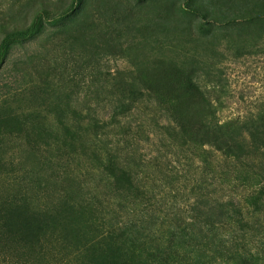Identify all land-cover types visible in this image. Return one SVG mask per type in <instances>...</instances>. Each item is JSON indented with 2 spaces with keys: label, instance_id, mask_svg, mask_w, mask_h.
Returning a JSON list of instances; mask_svg holds the SVG:
<instances>
[{
  "label": "rangeland",
  "instance_id": "374dc122",
  "mask_svg": "<svg viewBox=\"0 0 264 264\" xmlns=\"http://www.w3.org/2000/svg\"><path fill=\"white\" fill-rule=\"evenodd\" d=\"M36 20L0 69V264H197L177 228L243 202L264 148L229 160L177 121H264V0H0V41Z\"/></svg>",
  "mask_w": 264,
  "mask_h": 264
},
{
  "label": "trees",
  "instance_id": "16d2710c",
  "mask_svg": "<svg viewBox=\"0 0 264 264\" xmlns=\"http://www.w3.org/2000/svg\"><path fill=\"white\" fill-rule=\"evenodd\" d=\"M38 29L39 23L36 20L25 29L12 31L5 35L0 41V69L5 63L9 48L28 41L37 34ZM259 123L250 121L235 124V133L225 136L223 131L225 126L222 127L216 123L211 125L209 121H203L190 124L187 121H177L182 142H190L201 147L209 146L225 158L238 162L251 155L244 145L243 136L245 134L249 137V141H254L251 145L253 149L264 148V121ZM109 163V166L103 167L104 172L115 177L118 182H123L124 185L120 188L118 183H115L116 186L113 188L125 190L126 187L129 193L139 192L138 197L142 203L148 200L144 189L133 187L132 171L129 168L120 165L116 157H111ZM262 174L264 175V172ZM259 179H262V175L253 171L247 178H237L236 180L243 182L241 185L249 191L243 202L234 200L225 203L210 202L207 205V211L215 213L213 219L204 223L192 219L193 224L190 228L180 226L177 228L178 232L173 237L175 240L181 245L191 247L192 250L195 249L196 252H202L199 260L196 261L197 264H215L216 261L225 264H264V176L262 180ZM127 226L128 224H125L117 229L121 233L136 234L134 241L146 239V236H143L134 224ZM221 227H223L222 233L219 229ZM203 259H209V261Z\"/></svg>",
  "mask_w": 264,
  "mask_h": 264
}]
</instances>
